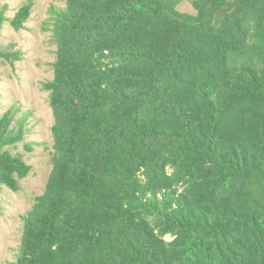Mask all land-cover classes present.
Here are the masks:
<instances>
[{
    "label": "trees",
    "instance_id": "16d2710c",
    "mask_svg": "<svg viewBox=\"0 0 264 264\" xmlns=\"http://www.w3.org/2000/svg\"><path fill=\"white\" fill-rule=\"evenodd\" d=\"M32 6L8 19L0 4V33ZM50 14V171L14 264H264V0H64ZM18 112L0 116V193L30 172L11 152Z\"/></svg>",
    "mask_w": 264,
    "mask_h": 264
},
{
    "label": "rangeland",
    "instance_id": "374dc122",
    "mask_svg": "<svg viewBox=\"0 0 264 264\" xmlns=\"http://www.w3.org/2000/svg\"><path fill=\"white\" fill-rule=\"evenodd\" d=\"M27 1L0 0V4H7L6 16L12 19ZM32 2L30 16L22 28L15 29L5 22L0 33V52L16 57L0 58V116L15 106L19 110L18 116L26 117L24 139L11 152L21 155L30 166V172L19 182L17 192L3 189L0 193V264H14L23 217L35 198L42 194L50 171L53 116L43 84L52 79L56 51L50 8H64V0ZM177 10L195 13L188 1L178 4Z\"/></svg>",
    "mask_w": 264,
    "mask_h": 264
}]
</instances>
